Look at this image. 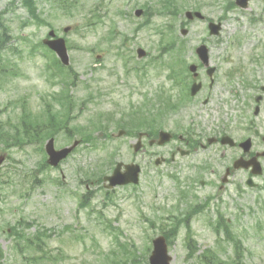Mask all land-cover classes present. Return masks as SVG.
Here are the masks:
<instances>
[{
	"label": "rangeland",
	"instance_id": "1",
	"mask_svg": "<svg viewBox=\"0 0 264 264\" xmlns=\"http://www.w3.org/2000/svg\"><path fill=\"white\" fill-rule=\"evenodd\" d=\"M156 1L80 0L78 8L62 9L50 0H37L40 16L73 44L69 50L71 64L79 74L76 84L71 88L74 97L80 101L89 92L103 93L97 95L95 101L84 104L83 109L81 102L78 103L75 109L77 116L70 127L89 125V120L99 112H116L118 118L121 116V107L129 109L131 104L139 106L146 95L156 102L161 87L176 95L178 90L171 89L173 81L167 77L170 70L150 65L151 58L162 53V35L156 27L173 23L180 33V24L187 20L185 11L193 6L201 7V11L213 19L222 17L224 13L230 18L219 37L210 36L206 21H189L186 26L189 33L185 56L190 62L197 60L195 48L202 42L211 47L213 61L223 52L245 60L262 56L264 21L252 24L237 9L226 12L223 8L225 0H177L180 5L177 15L155 14L151 26L136 29L137 24L147 19L146 16L135 15L136 8L145 3L156 5ZM261 1H256V11L261 9ZM1 12L4 15L0 16V26L2 21L9 24L8 30L13 36L11 43L20 50L11 52L12 61L7 63L10 69L19 65L17 70H13L16 73H2L0 70V128L12 132L21 125L20 106H28L34 114L44 113L45 98L54 109L59 108L52 93L58 92L62 83H54L57 76L51 73L53 69L50 71L47 68V56L41 51L31 52L33 44L43 40L51 26L30 17L23 0H0ZM154 12L151 9V13ZM87 21L98 23L86 26ZM69 25L72 28L65 32L64 28ZM121 35L129 39L127 48H119ZM111 36L114 38L109 39ZM138 46L147 50L148 55L143 59L137 57ZM92 47L94 50H91ZM120 52H124V55L121 56ZM127 63L130 67L148 68L150 77L145 84L140 83L136 72L126 77ZM261 69L264 71V62L251 63V76L259 82ZM218 90H213L211 94L214 103ZM257 91L254 88L251 94ZM200 98L203 99V95ZM210 106H205L201 113L196 112L201 114L197 116V122L208 124L221 117L227 120L236 115L231 106H226L224 111ZM191 114L194 115L193 112ZM185 115V110L169 114L161 127L180 132L187 123ZM47 116L45 114L44 118L47 119ZM263 118L264 113L259 119ZM109 126L113 133V138L108 140L109 147L80 145L60 166L43 170L41 161L44 152L40 143H20L23 146L13 142L10 145L0 144V155H6L0 165V247L5 253V264H150L153 239L162 234L163 219L170 214L179 215L219 189L220 178H216L217 174L203 170L199 172L204 174L200 178L208 180V185L202 188L197 184L194 188L196 195L180 203L179 192L172 189L177 183L171 176L177 175L187 185L197 174L193 166L204 161L205 153L202 158L179 156L175 162L156 165L157 157H170L171 150L177 145L175 142L171 141L165 146H147L145 151L136 152L133 148L136 137L128 134L126 129L119 136V128ZM93 133L96 136L99 134L101 141L107 140L101 131ZM75 138L80 139L81 135L76 133L70 138L61 132L56 137V146L62 148ZM112 160L114 163L111 164ZM120 161L140 164V185L116 186L107 194L97 182L92 185V188H97L96 197L89 207L80 209L79 200L86 192L80 180L84 177L88 179L90 173L94 174L93 171L97 169L103 170V173L100 172L102 176L112 174L116 163ZM242 175V172L236 173L225 190L218 196L214 195L210 205L193 218L192 236L197 242L194 256H189L187 228L185 225L180 228L175 241L169 245L172 264H201L198 256L207 249L218 253L228 264L232 263L233 243L224 239L223 234H217L213 228L218 209L230 220L234 234L244 240L246 252L242 264H264V176L256 178L259 187L243 185L240 191L237 184ZM57 179L62 180L63 184H58ZM19 220L32 223L26 229L30 237L40 226L52 229V236L47 239L42 250L35 245H28L26 240L21 241L23 249H20L16 242L19 238L10 234L11 226L18 225Z\"/></svg>",
	"mask_w": 264,
	"mask_h": 264
},
{
	"label": "flooded vegetation",
	"instance_id": "2",
	"mask_svg": "<svg viewBox=\"0 0 264 264\" xmlns=\"http://www.w3.org/2000/svg\"><path fill=\"white\" fill-rule=\"evenodd\" d=\"M256 1H250V6L247 9H243L236 5L235 0H228L227 4L223 5V8L227 9L228 12L237 9L241 16H246L252 24H257L264 21V16L262 15L264 0L261 1L262 5H260L261 9L259 11H256L258 6ZM254 5H256V8ZM144 14L147 16V22L150 18V12L147 8L144 9ZM227 18L228 16L225 14L218 18L217 21L222 22L224 25L228 20ZM229 51L231 50L229 49ZM257 62L253 58L248 60L233 58V54L223 52L212 63V66L216 68L213 80L208 74L209 67L200 64L198 70L203 83L200 93L193 97L191 101L186 100L184 102L183 97L178 100V103L182 106L181 108L185 109L186 112L190 108H194L191 110L194 115L189 114L187 123L181 128V133L174 138L179 142L176 149L172 151V155L175 153V159H177L178 153L188 157L195 156V158L205 153V158L209 159L205 160V163L212 161L210 169L217 174L216 178L221 177V180L224 179L228 172L230 176H233L238 171H243L247 179L252 176L251 169H235L233 167L234 162L240 158L250 160L256 157L264 169V118L263 120L259 119L260 115L264 113V71L261 69L259 82L254 76H251L250 70L251 63L255 64ZM263 62L264 58L260 60V63ZM182 78L184 79L182 82L185 87L190 88L192 82L190 81V84H188L187 80H189V77L184 75ZM254 88L259 91L251 94V90ZM215 89H219L218 95H216V105L214 97L211 95ZM201 95H203V99L200 98ZM260 95L262 97L260 103H258L257 97ZM210 105L215 106V110L221 111H224L226 106H231V110L236 111V115L235 117H228L229 119L227 120H222L221 117L218 120H212L208 124L197 122V116H201V114H196V112L201 113L205 106ZM218 106L221 108L218 109ZM258 106H260V112L256 114ZM247 139H252V143L248 148L242 145ZM175 159H173V162ZM194 170L197 171L198 167L194 166ZM247 179L240 178L241 181L245 182H247ZM202 182L201 180L203 186L207 185V182L204 184ZM226 185L220 183L219 189L213 194H218L225 190ZM191 191L192 187L188 185L187 194L180 197L182 202L186 198L188 199L189 196L191 198L194 196L190 194Z\"/></svg>",
	"mask_w": 264,
	"mask_h": 264
},
{
	"label": "trees",
	"instance_id": "3",
	"mask_svg": "<svg viewBox=\"0 0 264 264\" xmlns=\"http://www.w3.org/2000/svg\"><path fill=\"white\" fill-rule=\"evenodd\" d=\"M50 1H52L54 3L56 2L58 5L63 6V7H68V6L75 7L76 3H77L75 0H50ZM25 4L28 7L31 16L35 17L37 20L41 21V17H40V15L37 12L38 8H37V5H36V1L35 0H25ZM2 28H3V33L0 34V35H2V37H3V35L7 36L8 33H9L8 27L6 25H4V27H2ZM0 40H2V39L0 38ZM5 47H6V42L5 41L3 43H0V58H2V59H4L3 51H4ZM25 117L26 116L22 117V119H24ZM28 120H29V118H28ZM24 122H26V121H24ZM28 122L30 123V125L23 124V126L20 127V128L17 126L18 128H17V135L15 134L16 135L15 140L23 141L24 139L21 137L22 135H24L23 137H25V138H27L29 140L38 139L36 131L39 130V129L41 131H43V129L46 128V125L44 126L43 124H41L38 118H35V119H33V121L30 120ZM66 124H67L66 120L60 121L59 125H56V127L53 128V132L60 131L61 127L65 126ZM39 131H38V133H39ZM8 132L9 131H6L4 129L2 131V135L0 136V138L3 139L4 143H9L10 142L11 138L9 137ZM49 133H50V129H49ZM51 134L54 135V133H51ZM11 137H14L13 133H11ZM43 162H45V161L43 160ZM185 222H186V224L188 226V230H191L189 221H185ZM180 226H181V222H179L178 224L169 226L168 228H165L162 231L163 234L166 235V237H167V239L169 240L170 243L173 242L174 239L177 237ZM215 229H216L217 232H220V230L225 231L226 236L234 242L235 255L233 257L234 259H232V263L231 264H240V262L242 261L243 254H244V246H243L242 240L238 239V238H236L234 236V234L231 231V229L229 227V224L226 222V220H223V224L222 225H216ZM46 232H47V230L42 231V232L41 231L38 232V234L36 236L37 237V239H36L37 243L45 244L46 241H45V239H43L41 237V235L43 234V237H45L47 235ZM189 236H191V232H189ZM194 246H196V241H194V239L192 238V242L189 243V248H190L189 256H194L195 255L194 254L195 253V247ZM2 255H3V253L0 250V256H2ZM198 261L201 264H228L227 261L222 260V258H220L219 255L216 252H213L210 249L206 250L202 255H200L198 257ZM0 264H3V263L1 262Z\"/></svg>",
	"mask_w": 264,
	"mask_h": 264
},
{
	"label": "water",
	"instance_id": "4",
	"mask_svg": "<svg viewBox=\"0 0 264 264\" xmlns=\"http://www.w3.org/2000/svg\"><path fill=\"white\" fill-rule=\"evenodd\" d=\"M188 15L192 17V13L189 12ZM197 15L201 16V13L197 12ZM210 27L212 28V33L219 32V25L211 23ZM183 32L187 33V30H184ZM50 34L52 36H55L54 31H51ZM44 42L48 44L52 49L58 52L59 56L61 57L64 63L69 64L70 57L68 55L66 42L63 38L54 40L45 39ZM198 53L200 54L202 59H208V49L205 45H202L198 48ZM140 55H144L142 49L140 50ZM192 68L195 69V66H192ZM197 88L198 86L193 88V93H196ZM170 137L171 136L169 133L162 132L160 143H164L165 141L169 140ZM75 145L72 147H66L60 150H56L54 146V139H51L50 142L47 144V152L50 155L49 162L53 165L59 164V162L65 157H67L68 154L74 149ZM139 147L140 146L137 145L136 149H139ZM121 167L122 163H119L114 174L106 178L111 181L109 187H113L116 184H125L130 182L136 183L139 181L140 167L138 165H127V171L124 173L121 172ZM171 260L172 256L169 255L166 238L164 236H159L154 240V250L150 257L151 264H171Z\"/></svg>",
	"mask_w": 264,
	"mask_h": 264
}]
</instances>
